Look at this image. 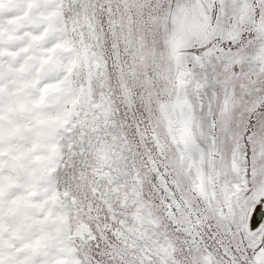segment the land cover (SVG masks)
Returning a JSON list of instances; mask_svg holds the SVG:
<instances>
[{"label": "snow or ice", "instance_id": "1", "mask_svg": "<svg viewBox=\"0 0 264 264\" xmlns=\"http://www.w3.org/2000/svg\"><path fill=\"white\" fill-rule=\"evenodd\" d=\"M0 264H264V0H0Z\"/></svg>", "mask_w": 264, "mask_h": 264}]
</instances>
